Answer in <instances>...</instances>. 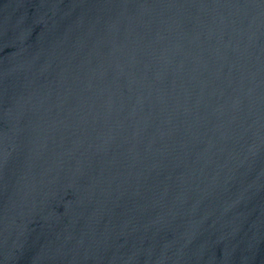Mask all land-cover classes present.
<instances>
[{
    "label": "water",
    "instance_id": "1",
    "mask_svg": "<svg viewBox=\"0 0 264 264\" xmlns=\"http://www.w3.org/2000/svg\"><path fill=\"white\" fill-rule=\"evenodd\" d=\"M0 264H264V0H0Z\"/></svg>",
    "mask_w": 264,
    "mask_h": 264
}]
</instances>
